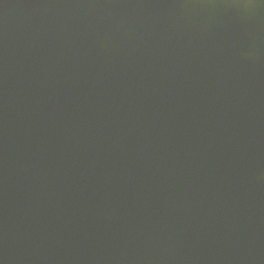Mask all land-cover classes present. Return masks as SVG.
Here are the masks:
<instances>
[{
	"label": "water",
	"instance_id": "obj_1",
	"mask_svg": "<svg viewBox=\"0 0 264 264\" xmlns=\"http://www.w3.org/2000/svg\"><path fill=\"white\" fill-rule=\"evenodd\" d=\"M0 264H264V0H0Z\"/></svg>",
	"mask_w": 264,
	"mask_h": 264
}]
</instances>
